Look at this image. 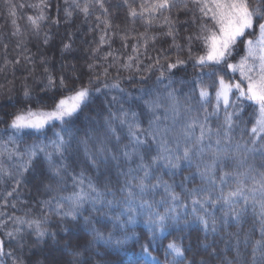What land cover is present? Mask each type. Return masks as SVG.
<instances>
[{
  "label": "trees",
  "instance_id": "obj_1",
  "mask_svg": "<svg viewBox=\"0 0 264 264\" xmlns=\"http://www.w3.org/2000/svg\"><path fill=\"white\" fill-rule=\"evenodd\" d=\"M73 2L68 0L63 4L61 0H46L47 7L33 8L30 5H38L40 0H0L1 13H5V3H9V8L13 7L11 14L15 13L6 17L3 23L0 19V72L6 70L4 77L0 76V87L7 79L13 83L11 93H7L13 95H0V130L11 122L10 113L28 107L48 110L59 97L82 85L90 86L91 95L87 106L73 117L69 128L71 136L62 133L69 141L63 157L54 153L50 142L45 147L47 152H53V161L62 166L61 176L53 174L45 153L39 148L32 163L27 168L21 166L28 159L27 150L39 138L32 139L20 133L13 145H7L0 132V168L4 170L0 172V241L4 243L5 252L0 257V264H173L168 249L171 242L184 250L183 264H253L252 248L262 238L258 208L254 211L249 204L239 222L228 217L224 223L225 206L209 205V214L216 218V230L209 227L205 231L193 216L188 195L192 189L208 187L201 180L197 166L203 168L211 163L217 148L229 150V159L223 165H216L217 177L222 175L221 169L242 173L249 165L258 170L264 167L259 153H248L244 148L245 144L252 147V108H247L241 117H233L231 142L226 143L225 110L221 105L220 110L215 111V89L209 87V103L202 104L199 99L198 84L212 85L215 80V76L209 78V73L219 71L226 77L239 79L226 67L201 68L195 64V58L206 51L203 42L196 38L202 23L198 6L186 0L188 7L185 9V0H175L170 11L157 14L151 23H146L139 16L129 17L124 0H102L104 8L96 0H75L81 2L80 9L88 6L87 14L76 9ZM250 2L255 6V0ZM129 3L139 11L141 0H129ZM41 11L46 19L38 21L39 28H35L28 17L35 18ZM149 15L146 13L145 17ZM166 16L168 21H165ZM206 22L214 27L210 20ZM169 27L173 29L172 36L166 34ZM75 30L74 43L82 46L78 78L70 77L60 67L58 69L59 50L69 44H53L55 32L64 33V37ZM189 37H192L191 41ZM244 54L243 44H238L231 62H238ZM73 56L76 54H69V57ZM41 57L52 62L38 63ZM177 60L184 63L169 69L168 65ZM26 63L37 76L31 78L28 88L17 90V96L26 90L29 96L15 99L17 87H14L25 77ZM49 77L54 84H49ZM37 78L39 82L32 81ZM61 78L66 86L60 85ZM97 81L101 84L97 85ZM68 85L70 88H63ZM112 91H118L120 98L113 101L105 96ZM169 93H172L171 97ZM32 95L36 99H32ZM6 98L12 102H4ZM21 101L29 104L21 106ZM123 112H128L129 116L122 117ZM133 112L141 129L137 135L144 141L139 145L131 140L127 124L120 122L130 119ZM192 120L197 121V126L188 129ZM200 125L211 129L203 141V154L195 155L198 149L194 148L191 163L181 161L178 168L166 166L163 155L167 153H161L162 141H166L173 155H182L185 146H191L200 135ZM60 130V126L49 127V136L44 135L51 141L55 138L53 132ZM185 130L192 133L190 139L184 136ZM217 138L221 141L219 146ZM238 144L241 145L239 150ZM125 151L132 154L131 159L123 155ZM158 156L161 158L153 164V158ZM141 162L151 165L150 176L145 181L148 187L144 193L133 188L137 211L128 212L126 192L121 189L132 176H143L144 170L138 169ZM130 169L133 170L131 173ZM81 174L84 191L95 196L88 188L91 182L103 194L104 203L96 204L95 210L92 203H85L75 220L57 215V201L63 204L62 213L67 210L68 203L61 197L80 191L81 185L73 177L79 178ZM233 181L232 176L224 185L217 180L212 197L220 195L221 187L224 192L229 191L234 186ZM137 182L133 180L132 184ZM246 182L251 185L250 178ZM157 184L153 189L152 185ZM165 185L179 194L178 201L171 200ZM141 198L152 203L154 213L167 216L163 232L150 228L147 214L139 210ZM46 201L51 203L45 204ZM107 201L115 203L109 206ZM172 207L175 212L169 211ZM198 214L204 215L203 210ZM130 216L134 218L132 223H128ZM21 220L25 223H19ZM31 220L41 222L46 231L42 239L37 238L34 228H29L27 222ZM9 232L13 234L12 238L8 237ZM95 232L105 239L95 240ZM145 245L151 258L142 251ZM9 252L11 256L7 255ZM256 264H260L259 256Z\"/></svg>",
  "mask_w": 264,
  "mask_h": 264
},
{
  "label": "snow or ice",
  "instance_id": "obj_2",
  "mask_svg": "<svg viewBox=\"0 0 264 264\" xmlns=\"http://www.w3.org/2000/svg\"><path fill=\"white\" fill-rule=\"evenodd\" d=\"M67 2V0H66ZM75 2V0H74ZM101 8H104L102 0H96ZM124 3L128 6V15L131 18L140 17L145 20L146 23H151L152 19L156 18L157 14H162L164 11H170L175 6V0H141L139 5V11L136 7L129 3V0H124ZM193 5L198 6L201 14L200 33L197 35V39L203 42L206 49L203 55H199L195 58V64L201 66V68H207L210 65L217 68L226 67L232 73H239V81L234 77H226L219 71L209 73L211 79L215 76L212 85L198 84L199 87V99L202 104L210 102L209 87L215 89V111L220 110L221 105L225 110L224 119V139L226 143L231 142L230 133L233 130L234 120L233 117H241L247 108H252L250 118L252 120V127L250 132L252 134L251 144L252 147L248 148L244 145L246 152L256 154L259 153L262 165H264V0H255V6L250 0H191ZM33 8L47 7L46 0H40L38 5H30ZM79 7V5H77ZM23 7V5H21ZM183 7L186 9L188 3L185 0ZM85 14L88 13L89 8L85 5L81 9ZM151 14L145 17V14ZM15 13H13L14 15ZM67 15H71L70 12H66ZM46 19L43 11L40 12L35 18L28 17L33 27L39 28L38 21ZM169 17H165V21H168ZM210 20L214 27L209 26L206 22ZM15 23V21H14ZM107 23V22H106ZM110 26V25H109ZM169 36L173 35V29L169 27L166 33ZM173 39L175 37L173 36ZM191 41L192 37L188 38ZM103 40V38H102ZM243 44L245 54L241 56L238 62H231L230 58L236 51L238 44ZM67 47V46H66ZM190 47V46H189ZM191 55V52H190ZM184 63L182 60H177L175 64H169L168 68L173 69L178 64ZM163 72L161 77H163ZM55 81L49 77V84H54ZM91 83V82H89ZM61 86H66L63 78L60 80ZM118 87V85H113ZM99 91V89H97ZM25 97L29 96V92L26 90ZM172 96V93H169ZM90 98V86L82 85L79 89H74L71 94L61 97L59 100L54 101V107L50 111H46L43 108L33 109L31 107L20 109L11 118V122L8 124V128L13 130L15 134L24 133L26 131L43 132L46 127L50 125L58 124L60 131H54V139L50 141V146L53 148L54 153L60 154L63 157V153L66 150V145L69 143L65 139V135L62 133H68L69 137L71 133L69 128L72 124L73 117L80 112L82 106H87ZM115 99V97H113ZM158 107V105H156ZM152 106L150 105V108ZM231 108L233 111L229 112ZM115 118V114H112ZM122 117H128V112H123ZM121 124H127L129 136L136 144H142L144 141L139 139L137 133L141 131L139 124L136 122V113H131L130 119H121ZM67 126V127H66ZM197 126V121L192 120L188 125V129H193ZM110 130L114 131V129ZM211 133L210 128H206L205 125H200V135L196 137L195 142L191 146H185L182 155H173L172 150L167 147L166 141H162L161 153H167L163 155V159L167 161L166 166L171 168H178L181 161L192 162L193 149L197 148L195 155L200 156L203 154V141L207 134ZM192 133L185 130L184 136L191 138ZM10 141L12 137L9 138ZM119 139V137H117ZM220 139L217 138L216 144L219 146ZM209 147H211L209 145ZM237 150L241 145H237ZM37 145H32L26 152L28 157L25 164L22 167L27 168L37 156ZM39 151L45 153V160L49 165L50 170L56 176H61L62 166L56 164L53 161V152H47L45 147H39ZM135 151V150H134ZM123 155L127 159H131V153L125 151ZM161 157H154L152 163L155 164ZM229 159V150L217 148L213 152V159L211 163L204 165L200 168L198 165V172L203 182L207 183V188H201L199 190L192 189L188 195L193 205L192 213L196 221H198L205 231L211 227L212 231L216 230V218L211 216L208 212V206L213 207L217 204L225 206L224 210V223H227V218L232 217L237 222L240 221L243 214L247 211L249 204L252 205L254 211L258 208L257 215L260 219L261 225V239L255 242L252 248V261L256 264L257 257L260 258V264H264V167L257 169L254 165H249L242 173H229L222 170V175L216 176V165L220 163L223 165ZM247 159V157H245ZM141 161L143 158L141 157ZM93 164L96 161L93 159ZM243 163V162H242ZM151 165H146L141 162L138 165V169H143V176H132L127 182L125 188L121 189L122 192H126V211L135 212L137 209L134 207L136 204V193L133 188L139 189L140 193H144L148 185L145 183L150 176L148 170ZM4 170L0 168V172ZM130 173L133 171L129 170ZM258 172V175H257ZM234 178V186L229 191L224 192L223 188L220 189V195L218 197H212V191L215 190L217 180L220 185L228 183V177ZM244 177L245 179H241ZM251 179V185L247 184V179ZM73 180L81 185L79 192H74L70 196L61 197L62 201H67L68 208L66 211H60L63 208V204L57 201L55 207L57 209L56 214L62 217H70L75 220L80 213V210L84 208L85 203H92L94 210L96 204H103V194L89 182L88 188L91 193H95V196H91L84 191L82 187L84 180L83 174L79 178L73 177ZM138 181L136 184H132V181ZM157 185H152V188H156ZM165 191L171 197L173 202L180 199L179 194L175 193L170 186L165 185ZM51 203L46 201L45 204ZM115 201H107V204L111 206ZM196 206H199L197 208ZM153 205L141 198L139 203V210L148 216V223L153 231L160 230L163 232L166 215H160L152 211ZM199 210H203L204 215L198 214ZM170 212H175V207L169 209ZM119 220V217L116 218ZM133 217H129L128 223L133 222ZM19 223H25L21 220ZM29 228H34V232L38 239H42L46 235V231L42 228L41 222L38 220L28 221ZM9 238L13 237L12 233H7ZM94 239L97 241L104 240L105 237L99 233H94ZM110 239V237H109ZM117 243H122L117 241ZM169 254L173 256V264H183L184 250L180 245L175 242L168 244ZM142 251L146 256L151 258L148 246H142ZM5 255L4 243L0 241V257ZM11 256V253H7ZM75 255H79L76 253Z\"/></svg>",
  "mask_w": 264,
  "mask_h": 264
},
{
  "label": "rangeland",
  "instance_id": "obj_3",
  "mask_svg": "<svg viewBox=\"0 0 264 264\" xmlns=\"http://www.w3.org/2000/svg\"><path fill=\"white\" fill-rule=\"evenodd\" d=\"M66 32H68V31H66ZM70 32H71V34L67 33L64 37H63L64 33L60 32V31L59 32H55V35H54V43L56 42L58 44V42H60V44H64V45H65V43L69 44V46H67V47L64 46L63 48H61V50H59V55L57 56V60H58L57 63L59 64L58 69L60 67V70L64 71V73H67L70 77H72V78H76L77 77L78 78L77 74H79V72H77V71H78V68H80V66H81V64H80V62H81L80 56H81V50H82L81 47L82 46L80 45V43H77V44L74 43L73 35H74L75 32H77V30L70 31ZM27 34H29V32H27ZM33 35H34L33 37H35V39L37 41H39V39L36 38V35L35 34H33ZM41 52H44V50L41 49ZM84 53H86V52L84 51ZM69 54H76V57L73 56L71 58V57H69ZM78 59L80 61H78ZM43 61L46 62L45 64H50L52 62L51 59H48V58H45V57L44 58L43 57L39 58V61H37V62L41 63ZM25 70H26L25 71V77L22 78L18 82L19 85L17 84V86L14 87V89L17 87L15 89V92H14V95L16 96L15 99H17V98L19 99V98L25 97L24 93L22 95L20 94L21 97H20V95L17 96L18 95L17 94V90L19 89V90L23 91L26 88H28L30 86L29 82L31 81V78L33 79V77L37 76L36 75V71L33 70L32 67L29 66L28 63L25 64ZM5 73H6V70L5 71L3 70V72H0V76L3 75V77H4ZM230 73L233 74V75H237V78L239 79V73L238 72L237 73L230 72ZM32 81L39 82V79L37 78V79L32 80ZM12 87H13V83H11V80L7 79V81H5L2 84V86L0 87V95H4V94L9 93L10 90L12 89ZM71 93L72 92H69V94H71ZM69 94H66V95H63V96H67ZM7 95L11 96L13 94H7ZM9 96H8V98H9ZM90 97H91V95H90ZM8 98H6L3 101L4 102H7V101L12 102L11 99L7 100ZM34 98H35V96L32 95V99H34ZM60 98L61 97H59L57 100H59ZM17 102H19V101H17ZM12 105H13V103H12ZM53 107H54V103H53V106H51L46 111H50ZM82 108H84V106H82ZM96 115H97V113H96ZM42 190H43V188H42ZM44 257L47 259L46 256H44ZM37 264H39V262H37Z\"/></svg>",
  "mask_w": 264,
  "mask_h": 264
},
{
  "label": "bare ground",
  "instance_id": "obj_4",
  "mask_svg": "<svg viewBox=\"0 0 264 264\" xmlns=\"http://www.w3.org/2000/svg\"><path fill=\"white\" fill-rule=\"evenodd\" d=\"M62 1V3L63 4H66V0H61ZM68 1V0H67ZM58 4H61V2H57ZM74 3V7H77L76 9H80L81 7L79 6H77V5H79V4H81V2H79V3H77V2H73ZM9 3H5L4 4V7H3V9H4V12L5 13H1L0 12V19L2 20V22L1 23H3L4 22V20H5V18L6 17H8L13 11H12V8L13 7H10L9 8ZM66 9V8H65ZM72 10V9H71ZM80 11H81V9H80ZM11 15H13V14H11ZM49 36V35H48ZM53 44H55V43H53ZM44 45V44H43ZM56 46V45H55ZM52 49H53V47H52ZM47 73H48V70H47ZM95 83H97V85H100L101 83L99 82V81H97V82H95ZM96 85V84H95ZM95 85H93V86H95ZM64 89L65 88H70L69 87V85L67 86V87H63ZM105 96H107V97H109V98H112V100L114 101V100H117V99H119L120 98V96H119V93H118V91H112V93H106V95ZM113 97H115V99H113ZM89 100H91V97H90V99ZM27 104H29L28 102H20V104L19 105H21V106H24V105H27ZM16 111V110H15ZM15 113L13 112V113H10V116H13ZM49 127H59V125L58 124H56V125H50V126H48V127H46V131L44 130L43 131V133L42 132H32V131H26V132H24L23 134H26V135H28L30 138H32V139H34V138H36V139H38V141H36L34 144L35 145H37L38 146V148L39 147H46L48 144H49V139L45 136V135H48V133H47V130H48V128ZM0 132L4 135V141L7 143V145H13L16 141H17V139H19L20 137L18 136V134H15L14 132H13V130H11L10 128H8V126L7 127H1V130H0ZM45 134V135H44ZM49 136V135H48ZM10 137H12V140L10 141ZM27 140H29V138L27 139ZM33 144V145H34ZM32 146V145H31Z\"/></svg>",
  "mask_w": 264,
  "mask_h": 264
}]
</instances>
